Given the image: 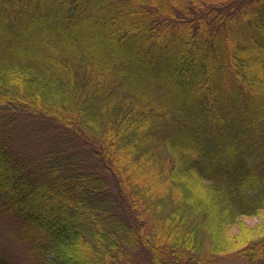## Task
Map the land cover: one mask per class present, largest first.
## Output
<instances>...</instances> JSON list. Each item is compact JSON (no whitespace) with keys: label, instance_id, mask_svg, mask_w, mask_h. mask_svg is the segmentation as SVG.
Wrapping results in <instances>:
<instances>
[{"label":"trees","instance_id":"trees-1","mask_svg":"<svg viewBox=\"0 0 264 264\" xmlns=\"http://www.w3.org/2000/svg\"><path fill=\"white\" fill-rule=\"evenodd\" d=\"M5 219L28 264H264V0H0Z\"/></svg>","mask_w":264,"mask_h":264},{"label":"rangeland","instance_id":"rangeland-1","mask_svg":"<svg viewBox=\"0 0 264 264\" xmlns=\"http://www.w3.org/2000/svg\"><path fill=\"white\" fill-rule=\"evenodd\" d=\"M5 221V222H4ZM0 220V248L4 250V252L8 255L9 259L18 264H28V258L23 254L22 249L17 246L9 237L3 235L5 225L7 224V220ZM255 221V218L250 219L249 222ZM221 264H252L248 260L235 256L229 255L221 258Z\"/></svg>","mask_w":264,"mask_h":264}]
</instances>
